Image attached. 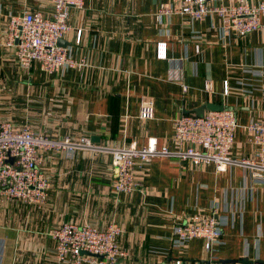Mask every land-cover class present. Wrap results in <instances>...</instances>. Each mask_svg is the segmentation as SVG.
I'll return each mask as SVG.
<instances>
[{
  "label": "crops",
  "instance_id": "0c3cea01",
  "mask_svg": "<svg viewBox=\"0 0 264 264\" xmlns=\"http://www.w3.org/2000/svg\"><path fill=\"white\" fill-rule=\"evenodd\" d=\"M82 1V9H69L62 41L86 66L48 74L35 62L22 67L5 38L12 18L48 17L53 0H0V122L51 138L88 137L108 148L123 141L139 148L152 137L173 149V121L211 103L236 114L232 155L255 154L245 127L264 113V15L250 35L221 38L212 28L215 16L190 21L164 13L169 0ZM150 100L152 118L138 119L141 103ZM40 169L51 183L43 205L0 199V264H61L49 231L68 222L122 228L124 257L117 264H264V184L248 169L217 172L156 158L137 169L129 194L115 192L105 153H46ZM210 214L225 221L221 245L207 253L194 239L184 250L172 248L176 225Z\"/></svg>",
  "mask_w": 264,
  "mask_h": 264
},
{
  "label": "built area",
  "instance_id": "2783aa9c",
  "mask_svg": "<svg viewBox=\"0 0 264 264\" xmlns=\"http://www.w3.org/2000/svg\"><path fill=\"white\" fill-rule=\"evenodd\" d=\"M224 1L169 0L163 12L185 15L190 21L215 16L219 24L212 25V28L218 31L221 38L231 35L245 37L261 27L264 0H227L228 5ZM82 7V0H53V13L48 17L39 12H25L20 17L12 18L5 45L15 49L22 67H29L35 62L41 71L48 74L63 68L80 70L86 66L85 60L75 59L68 48L59 45V41L70 31L69 9ZM158 47L164 51V43H159ZM229 90L228 81H225L223 95H228ZM154 107L152 100L142 102L137 118L151 119ZM237 127L236 114L231 109L206 112L202 116L184 114L173 121V149L159 144L152 137L139 148L125 141L119 147L108 148L95 144L88 137L51 138L28 128L15 130L11 123L0 122V199L43 205L51 185L40 169L42 154L46 153L64 154L67 157L78 152L110 155L114 189L116 193L123 194L135 191L137 169L156 158L187 161L194 167L213 165L217 172L230 167L248 169L255 181L264 184V113L262 119L245 127L250 143L257 148L253 156L235 158L232 155ZM223 226L225 221L213 214L176 225L170 237L171 246L184 250L190 241L201 239L204 250L211 253L222 244ZM121 234L122 228L114 223L99 229L89 224L68 222L49 231L55 243L56 260L61 264H117L124 257L118 242ZM173 264L233 263L176 259Z\"/></svg>",
  "mask_w": 264,
  "mask_h": 264
},
{
  "label": "water",
  "instance_id": "95a60500",
  "mask_svg": "<svg viewBox=\"0 0 264 264\" xmlns=\"http://www.w3.org/2000/svg\"><path fill=\"white\" fill-rule=\"evenodd\" d=\"M59 45L65 46V44L62 40L59 41ZM222 110H224L223 105H215V104L207 103L205 105H202L198 109H196L194 111V113L197 116H202L206 111H208V112H220ZM92 141H94V139H92ZM10 162H12V159L10 160Z\"/></svg>",
  "mask_w": 264,
  "mask_h": 264
}]
</instances>
